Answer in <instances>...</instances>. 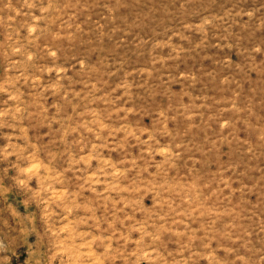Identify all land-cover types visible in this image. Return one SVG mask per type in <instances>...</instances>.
<instances>
[{"label":"rangeland","instance_id":"obj_1","mask_svg":"<svg viewBox=\"0 0 264 264\" xmlns=\"http://www.w3.org/2000/svg\"><path fill=\"white\" fill-rule=\"evenodd\" d=\"M0 111V264H264V0H0Z\"/></svg>","mask_w":264,"mask_h":264},{"label":"clouds","instance_id":"obj_2","mask_svg":"<svg viewBox=\"0 0 264 264\" xmlns=\"http://www.w3.org/2000/svg\"><path fill=\"white\" fill-rule=\"evenodd\" d=\"M256 11L258 12V11H260V9L259 8H257L256 9ZM241 13H237V15H240ZM243 15H247L250 19L255 15V13L254 12H244L243 13ZM212 23V21L211 20H205L204 21V24L205 25H207V24H211ZM185 28H187V29H192V26L191 25H185ZM195 28H196V30H199V31H201L202 33H203V39H202V41H201V45H198V47H200V46H203V45H206L207 44V39H208V34H207V32L206 31H204V26L203 25H196L195 26ZM255 51H257V52H259L260 50H259V48H257V49H255ZM60 71H65V70H63V69H61ZM57 84L59 85V81H57ZM93 88H95V86L93 85ZM53 92H54V94H56L55 93V90H53ZM13 99H17V97H13ZM101 99H104L105 100V102H110V101H107L106 100V98H101ZM120 110H122V109H117V111H120ZM11 111V110H10ZM22 111V109H20V108H17L16 110H15V113H20ZM6 115H8V112H2V111H0V118H2V117H4V116H6ZM25 117H23V116H19V118L17 117V115H13V119H19V120H22V119H24ZM111 118V116H108V117H106L105 119H110ZM5 125L3 124V123H0V127H4ZM81 127H87V125H81ZM101 129L102 130H106V131H108L109 132V135H110V137L112 138V139H114L115 138V133L116 132H118V131H123L124 129H116V128H111L109 125H107V124H101ZM97 139H100V140H104V138H103V136L102 135H100V133L98 132L97 133ZM78 145L80 146V148H81V151H83V148L84 147H87V145L84 143V140L83 139H81L79 142H78ZM11 146V145H10ZM35 146L34 145H31V144H26V147L23 149V150H21V154H20V158L21 159H23V160H25V161H29V162H35V157H36V154L37 153H39V152H41L42 151V149H39V148H36V150H35V152L32 154V156L31 157H29V156H25L23 153L24 152H26L27 150H28V148H34ZM103 147L104 148H108L109 147V145H108V143H107V140H104V143H103ZM112 150H114V149H112ZM6 151V150H5ZM95 151H96V148H95V146L93 147V149H92V152L88 155V156H84V157H82V159L81 160H79V161H76V160H74L73 162L74 163H81V162H83V163H85L88 167H90L91 166V161L93 160V159H97V157L94 155V153H95ZM0 155H2V153H0ZM100 164L102 165L99 169H98V174H103L104 173V171H105V168H104V164H105V162L103 161V159H100ZM108 167H111V162L109 161L108 162V165H107ZM21 175H24V173H25V169H23V168H21ZM18 183L20 184V185H22V186H26V182H25V180L24 179H19L18 180Z\"/></svg>","mask_w":264,"mask_h":264}]
</instances>
